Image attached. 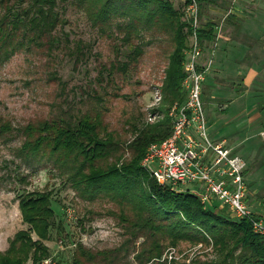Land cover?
Returning a JSON list of instances; mask_svg holds the SVG:
<instances>
[{
  "label": "rangeland",
  "instance_id": "374dc122",
  "mask_svg": "<svg viewBox=\"0 0 264 264\" xmlns=\"http://www.w3.org/2000/svg\"><path fill=\"white\" fill-rule=\"evenodd\" d=\"M167 1L187 23L188 48V1ZM130 2L138 0L122 4ZM198 5L199 30L212 29L214 35L200 41L201 63L207 66L202 100L208 133L241 155L247 204L264 216V0H202ZM55 10L61 23L51 32V46L45 39L0 59V126L10 128L0 131V251L18 230L28 228L18 208L20 196L47 191L55 216L44 241L49 256L37 264H74L77 259L85 264H241L249 251L240 247L224 261L225 252L211 243L171 246L167 236L138 226L131 204L100 195L88 200L69 175L72 163L23 151L26 125L75 124L99 114L102 132H112L120 143L121 163L131 157L125 144L134 124L140 128L163 117L158 108L174 45L170 31L142 20L132 29L130 14L94 23L77 0H57ZM5 11L0 5V17ZM181 88L184 98L175 101L180 104L186 100ZM181 187L188 191V185ZM214 204L222 208L220 201ZM155 244L163 251L159 260L150 259Z\"/></svg>",
  "mask_w": 264,
  "mask_h": 264
},
{
  "label": "trees",
  "instance_id": "16d2710c",
  "mask_svg": "<svg viewBox=\"0 0 264 264\" xmlns=\"http://www.w3.org/2000/svg\"><path fill=\"white\" fill-rule=\"evenodd\" d=\"M122 1L77 0V4L92 16L94 23L106 24L113 17L130 14L128 26L132 29H137L135 24L142 20L149 26L170 31L174 45L161 88L158 111L163 113L162 119L140 128L134 124L133 135L125 144L131 157L121 163L120 143L112 132H102L105 128L99 114L94 118L86 115L75 124L52 120L26 125L23 151L30 156L53 159L54 163H72L68 167L69 175L88 200L100 195L131 204L137 210L138 226H147L153 232L167 236L171 246L181 241L211 243L217 251L225 252L224 261L240 247L249 251L241 264H264V239L252 231L248 220H236L224 208H216L214 203L206 205L191 192H179L158 184L141 165L147 148L171 134L169 107L184 98L181 84L185 77L183 60L187 49V23L182 20V13L167 0H138L136 4H122ZM56 4L57 0H0V5L6 9L0 17L2 61L24 46L41 45L45 39L51 46L54 41L51 32L61 23ZM198 38L201 42L213 40L212 29L199 30ZM8 130L7 124L0 126L2 133ZM110 157L113 160L108 162ZM18 208L28 228L18 230L8 239L7 248L0 251V264H26L28 261L37 264L49 256L44 241L49 239L55 216L50 192L20 196ZM154 247L156 252L150 259L159 260L163 251L158 244ZM88 256L93 258L91 254ZM166 261L159 264H166ZM169 262L174 264L172 260ZM73 263L85 264L78 259Z\"/></svg>",
  "mask_w": 264,
  "mask_h": 264
},
{
  "label": "built area",
  "instance_id": "2783aa9c",
  "mask_svg": "<svg viewBox=\"0 0 264 264\" xmlns=\"http://www.w3.org/2000/svg\"><path fill=\"white\" fill-rule=\"evenodd\" d=\"M198 6L197 0H189L185 8L191 18V39L183 60L182 86L186 100L171 106L168 114L172 119L171 134L147 148L141 165L158 184L172 190L186 191L181 186L197 185L196 189L187 188L188 192L206 205L220 201L231 217L248 220L252 231L264 239V216L247 204L245 162L224 142L213 140L208 133L202 100L207 66L201 63Z\"/></svg>",
  "mask_w": 264,
  "mask_h": 264
},
{
  "label": "crops",
  "instance_id": "0c3cea01",
  "mask_svg": "<svg viewBox=\"0 0 264 264\" xmlns=\"http://www.w3.org/2000/svg\"><path fill=\"white\" fill-rule=\"evenodd\" d=\"M233 151V150H232ZM238 154V153H237ZM241 156V155H240Z\"/></svg>",
  "mask_w": 264,
  "mask_h": 264
}]
</instances>
